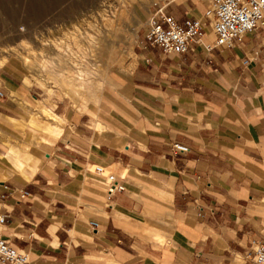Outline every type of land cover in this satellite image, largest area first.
<instances>
[{
  "label": "crops",
  "instance_id": "crops-1",
  "mask_svg": "<svg viewBox=\"0 0 264 264\" xmlns=\"http://www.w3.org/2000/svg\"><path fill=\"white\" fill-rule=\"evenodd\" d=\"M166 4L180 24L201 21L202 41L165 53L145 39L97 100L42 110L46 143L25 144L31 88L14 63L0 67L3 234L33 264H258L264 27L215 45L210 0ZM95 164L125 189L109 198Z\"/></svg>",
  "mask_w": 264,
  "mask_h": 264
},
{
  "label": "rangeland",
  "instance_id": "rangeland-1",
  "mask_svg": "<svg viewBox=\"0 0 264 264\" xmlns=\"http://www.w3.org/2000/svg\"><path fill=\"white\" fill-rule=\"evenodd\" d=\"M169 1L0 0V67L14 63L31 88L30 101L22 103L31 109L25 119L32 116L31 125L37 131L18 126L29 148L47 142L43 109L54 112L59 101L75 105L95 101L120 71L130 68L135 49L146 39L147 22L156 5ZM46 57L62 59L65 67L77 66L92 76L98 83L92 87L94 95L83 92L74 98L52 79L48 81L42 65ZM44 115L54 118L50 112ZM54 119L60 125L66 122Z\"/></svg>",
  "mask_w": 264,
  "mask_h": 264
},
{
  "label": "built area",
  "instance_id": "built-area-1",
  "mask_svg": "<svg viewBox=\"0 0 264 264\" xmlns=\"http://www.w3.org/2000/svg\"><path fill=\"white\" fill-rule=\"evenodd\" d=\"M166 8L167 4H157L147 22L145 36L152 45L160 47L165 53H183L192 48L193 42L202 41L204 27L199 19L189 18L180 24ZM205 15L216 34L215 45H225L264 27V0H210ZM2 96L4 91L0 89ZM174 148L180 152L190 149L182 143H174ZM93 169L105 178L109 198L125 189L121 177L107 170L104 165L95 164ZM27 194L28 191L23 192V196ZM7 219L8 214L0 210V264H33L28 251L12 245L4 236ZM90 223L93 228L99 226L97 220H91ZM250 255L258 264H264V239L258 241Z\"/></svg>",
  "mask_w": 264,
  "mask_h": 264
},
{
  "label": "bare ground",
  "instance_id": "bare-ground-1",
  "mask_svg": "<svg viewBox=\"0 0 264 264\" xmlns=\"http://www.w3.org/2000/svg\"><path fill=\"white\" fill-rule=\"evenodd\" d=\"M14 52H16V50ZM54 55L59 57V54L56 52H54ZM62 61V59L59 61H52L47 57L44 58V63L42 65H44L43 71L46 70L47 72V80L49 81L50 79H52L53 81H55L56 85L64 88L65 91L68 94H71L70 96H73L74 98L79 97V95H81L83 92H85V94L89 96L94 95L95 89H93L92 87H96L98 85L97 80H95L89 74L83 73L82 70L77 66L65 67ZM52 115L56 119L59 118L55 114Z\"/></svg>",
  "mask_w": 264,
  "mask_h": 264
}]
</instances>
